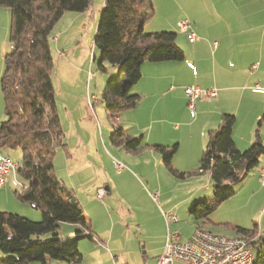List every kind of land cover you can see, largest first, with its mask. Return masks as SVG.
<instances>
[{
  "label": "trees",
  "instance_id": "trees-1",
  "mask_svg": "<svg viewBox=\"0 0 264 264\" xmlns=\"http://www.w3.org/2000/svg\"><path fill=\"white\" fill-rule=\"evenodd\" d=\"M92 1L0 0V6L11 13V48L5 55L0 81L6 116L0 122V155L6 154V150L20 151L22 159L17 163V175L22 187L16 190V198L42 213L40 221H32L0 210L2 264H80L83 260L80 241L93 239L81 203L73 190L54 174L56 150L65 146V134L56 105L52 79L55 65L50 47L51 32L63 15L85 12ZM154 15L153 0H104L93 44L101 53L97 70L107 73L108 66H113L119 72L117 77L112 74L107 80L102 95L112 128L111 143L131 154L150 147L161 156L163 165L175 173L173 158L177 144L150 145L144 135L128 134L119 121L125 111L137 107L141 101L142 96L134 93L133 88L142 78L145 63L185 59L177 33L145 30ZM235 123V115H222L218 128L209 132L199 168L194 172L202 176L209 173L212 180L211 198L195 199L189 208L196 228H202L218 206L237 192L264 155L259 129L247 150L236 147L232 136ZM261 183L264 185L262 180ZM262 218L264 222V210ZM62 223L77 226L74 236H60ZM232 229L235 236L229 238L251 240L253 264H264V228L260 230L254 223L251 228Z\"/></svg>",
  "mask_w": 264,
  "mask_h": 264
},
{
  "label": "rangeland",
  "instance_id": "rangeland-1",
  "mask_svg": "<svg viewBox=\"0 0 264 264\" xmlns=\"http://www.w3.org/2000/svg\"><path fill=\"white\" fill-rule=\"evenodd\" d=\"M103 2L104 0H93L90 7L82 13L66 12L50 35V47L55 65L52 79L61 128L65 134L63 140L65 146L58 147L56 150L54 174L73 190L84 208L89 206L87 201L90 198L86 188L91 184L103 187L107 183L113 192V195L109 196V202L99 201L94 209L92 206L88 208L96 218V222L97 216L101 217L100 225H104L106 228H109L110 224L112 227L115 225L116 234L127 228L130 231L140 222L144 223L145 231L148 233L161 231V223L156 213L157 208L163 212L164 216L172 211L171 214L178 217L179 221L173 222L175 225L172 226L171 231H177L181 238L187 241L193 235L196 226L193 216L189 213V205L197 196L200 199L211 198V177L209 173L203 176L194 173L198 170L199 163L196 167L189 169H184L180 165L175 167L173 163V169L178 172L174 173L165 166L157 164L147 154H131L124 148L116 147L111 143L112 128L102 102V95L107 80L112 78V74L117 77L119 72L113 66H108L107 73L97 70L101 53L93 44L101 10L104 6ZM151 23H157V20L154 18ZM10 27V10L0 6V81L4 72L3 57L10 47ZM58 37L59 39L56 41ZM58 52H63L64 56L59 57ZM171 88L178 92L185 89L181 85ZM199 88L203 91L210 90L200 86ZM204 99L213 101L214 98H199L195 103L194 112H199L198 103ZM186 108L189 109L188 101ZM4 110L5 102L0 87V122L6 118ZM144 113V116L140 115V122L145 123L148 115L152 119L158 120L162 118L161 105L154 104V100H152L149 110ZM129 120L130 117L124 115L122 122L125 125L120 123L125 128ZM189 120L188 115L175 117L172 126L176 125L175 129L184 131L190 126L185 124ZM146 132H149V129ZM192 141L196 143L195 140ZM4 152L10 156L13 162L20 164L22 156L19 150ZM115 162L124 166L120 173L117 171ZM180 173L184 176H181ZM257 183L258 186L254 183H247L230 202L218 206L210 216L206 229L225 237L235 236L233 226L251 228L254 223H257L259 229L262 230L264 222L261 200L259 199L261 194L257 192L262 183L258 181ZM4 195L6 196V191L1 187L0 198L3 202L0 205L3 208L1 211L13 209L16 204L13 201H6ZM15 197L16 195L14 199H17ZM104 202H106L107 208L105 212L100 206ZM97 205L102 210H98ZM34 213L40 214L39 220L27 218L32 221H40L41 211L34 210ZM120 223H123L127 228L121 226ZM67 225L72 224L62 223L59 233L63 237L74 236V231H69ZM132 237L137 241L136 238L139 236L134 234ZM108 246L112 251L116 248L129 252V264H152L151 260L145 259L144 252H147V248L157 245ZM94 247V245H79L80 253L83 256V261L80 264H92V260L95 261L98 251H94ZM253 250L256 255L257 248ZM2 257L0 256V259ZM53 264L68 263L56 262ZM102 264H113V262L104 259Z\"/></svg>",
  "mask_w": 264,
  "mask_h": 264
},
{
  "label": "crops",
  "instance_id": "crops-1",
  "mask_svg": "<svg viewBox=\"0 0 264 264\" xmlns=\"http://www.w3.org/2000/svg\"><path fill=\"white\" fill-rule=\"evenodd\" d=\"M153 3L155 15L152 20L155 18L157 23L152 24L150 20L145 30L148 32L170 30L177 33V43L186 53L185 59L181 62L143 65L142 78L134 86L133 92L141 94L144 99L142 98L137 107L121 115L119 121L122 125H125L122 122L123 116L130 117L128 124L123 128L132 136L144 135L150 145L177 144L178 150L174 155L173 163L175 167L180 165L184 169L200 164V156L208 143L209 132L218 128L224 113L233 114L236 117L232 136L240 151L247 150L253 144L257 129L264 143V0H153ZM182 20L190 21V28L196 35L195 41L190 42L187 33L179 30L178 23ZM58 39L59 37L56 41ZM10 48L11 44L9 50ZM9 50L5 52L3 60ZM176 85L214 88L217 96L213 101L204 99L199 102L197 106L199 112H194L186 108L187 98L184 89L178 92L171 88ZM152 100L154 104L161 105L162 118L152 119L148 115L145 123L140 122V115L144 116V112L149 110ZM184 115L189 116L190 120L185 124L190 126L184 131L175 129L176 125L172 126L173 118ZM147 129L149 132H146ZM141 154H147L157 164L163 165L159 154L152 148L147 147ZM4 155L10 158L9 155ZM262 166H264V155L261 157L259 166L250 173L236 193L247 183L258 186L257 181L261 182L259 169ZM260 186L262 190L260 188L257 192L261 194L259 199L262 205L261 211H263L264 185L260 184ZM21 187L17 173L12 174L2 189L6 191V196L4 195L6 201H13L16 205L13 209H5V211L39 220L40 214L34 213V210H37L34 206L14 199L16 190ZM101 189L106 192L102 199L98 197V191ZM86 191L90 195L87 203L93 209L99 201L109 202V196L113 195L107 183L103 187L91 184ZM236 193L223 203L230 202ZM198 197L195 199H199ZM2 203L0 198V205ZM105 203L100 204L104 212L107 209ZM97 206L98 210H102L99 205ZM88 207L82 206L94 236L93 239L81 240L79 245L95 246L94 251L97 250L98 253L95 261L92 260V264H102L104 259L111 260L113 264H129V252L116 248L112 251L108 245H157L147 248V252H144L145 259L151 260L152 264H157L165 249L168 235L166 231H171L172 226L175 225L170 219V216L174 215L171 214L172 211L164 216L163 212L156 208L161 223V231L157 233L146 232L144 223L140 222L130 231L127 226L120 223L127 229L118 231L116 234L115 225L112 227L110 224L109 228L100 225L101 217L97 216L96 222V218ZM1 209L3 208L0 206ZM207 226L206 222L201 226L202 228L195 226L193 231L203 229L212 232L206 229ZM67 228L76 233V225H67ZM134 234L139 236L136 238L137 241L132 237ZM180 239L183 240L181 236Z\"/></svg>",
  "mask_w": 264,
  "mask_h": 264
},
{
  "label": "built area",
  "instance_id": "built-area-1",
  "mask_svg": "<svg viewBox=\"0 0 264 264\" xmlns=\"http://www.w3.org/2000/svg\"><path fill=\"white\" fill-rule=\"evenodd\" d=\"M188 20L178 23L179 30L187 33L188 39L196 40L195 32L190 28ZM58 56H64L58 52ZM188 101V107L194 111L195 103L199 98H215L216 89L201 90L197 85L187 86L184 89ZM118 172L124 166L115 162ZM17 163L9 157L0 155V188L4 187L12 174L17 173ZM260 178L264 182V166L260 169ZM106 192L101 189L98 197L103 198ZM156 198V196H154ZM171 221L178 222L176 215L170 216ZM251 240L243 237H223L212 232L196 229L187 241L180 239V234L169 231L163 254L159 257L157 264H253Z\"/></svg>",
  "mask_w": 264,
  "mask_h": 264
}]
</instances>
